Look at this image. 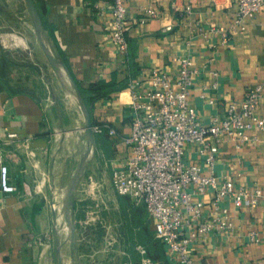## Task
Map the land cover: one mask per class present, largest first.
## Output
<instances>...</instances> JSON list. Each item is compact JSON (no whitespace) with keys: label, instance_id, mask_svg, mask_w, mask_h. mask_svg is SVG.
I'll return each mask as SVG.
<instances>
[{"label":"crops","instance_id":"0c3cea01","mask_svg":"<svg viewBox=\"0 0 264 264\" xmlns=\"http://www.w3.org/2000/svg\"><path fill=\"white\" fill-rule=\"evenodd\" d=\"M34 1L50 48L76 83L87 91L94 83L107 85L89 92L93 97L90 113L116 129L115 135L95 134L97 153L84 177L104 182V197L119 214L129 217L127 232L118 231L115 256L73 263L145 264L149 259L150 264H180L156 238L154 221L144 204L117 194L111 186L113 168L129 152L123 140L132 124L128 84L137 77L149 80L154 68L174 74L178 71L174 56L189 54L201 70L190 90V104L203 122L224 117L231 101H241L256 84L264 86V6L227 43H222L220 34H213L209 43L202 37L189 43V19L174 5L191 6L193 19L206 25H227L235 15L237 0H124L129 40L125 55L110 40L109 10L94 6L103 5L102 0ZM142 7L155 8L159 16L141 22ZM166 24L172 27L164 31ZM31 27L23 0L0 3V152L18 188V192L5 193L0 185V264H54L50 199L64 190L80 160L81 145L86 147L85 118L75 97L46 65V58L39 60L35 47L20 48L4 33L5 29H26L31 36ZM258 113L264 118V88ZM11 132L18 137L9 139ZM251 133L258 134V141L241 149L231 142L220 145L215 171L236 187L254 191L264 189V130ZM186 159L203 164L197 145L186 146ZM211 198L212 191H208L204 200L209 204ZM223 205L234 218L235 229L231 234L212 232L200 237L192 246L196 263L264 264V199L255 207L238 208L230 198ZM251 231L257 232V241L251 240Z\"/></svg>","mask_w":264,"mask_h":264},{"label":"built area","instance_id":"2783aa9c","mask_svg":"<svg viewBox=\"0 0 264 264\" xmlns=\"http://www.w3.org/2000/svg\"><path fill=\"white\" fill-rule=\"evenodd\" d=\"M102 2L103 5L95 3L94 6L107 9L111 14L110 40L127 55L125 2ZM263 6L264 0H237L235 15L227 25H206L193 19L191 6L174 5V9L189 19V43L194 37H202L209 43L213 34H220L222 43H227L235 32L246 29L247 20ZM141 14V22L159 16L152 7H142ZM171 27L166 24L163 29L167 31ZM15 43L18 46L21 42ZM173 61L178 65L174 74L154 68L149 80L139 77L130 80L128 106L132 124L130 134L123 138L129 152L126 159L113 168L110 182L117 194L144 204L154 221L156 238L167 246L171 257L177 258L180 264H197L192 246L200 237L212 232L231 234L235 229L234 218L223 205L226 198L238 208L255 207L264 199V189L238 188L232 180L219 178L215 171L223 142H231L241 149L258 141V134L251 132L264 130V118L258 113L264 86L256 84L241 101H231L224 117L214 116L209 122H203L189 100L194 78L201 70L189 54L176 55ZM93 130L95 134H116V129L107 123L93 125ZM8 137L17 138L18 133L11 132ZM187 145H197L203 164H193L186 159ZM0 185L5 193L18 192L1 152ZM103 185L104 182L94 179L84 191L93 188L100 192ZM208 191H212L209 204L204 200ZM249 236L252 241L258 240L256 231H251ZM139 250L145 252L142 246ZM144 263L150 264V260L145 259Z\"/></svg>","mask_w":264,"mask_h":264},{"label":"rangeland","instance_id":"374dc122","mask_svg":"<svg viewBox=\"0 0 264 264\" xmlns=\"http://www.w3.org/2000/svg\"><path fill=\"white\" fill-rule=\"evenodd\" d=\"M5 1L11 3L14 2V0H0V3L2 2L3 4ZM23 9L25 15L30 16L32 21L31 14L25 0H23ZM31 28H33V34H31V36L30 31L26 29L17 30L19 32L13 31L11 29H5L4 33H6L9 38V42H11L12 44H15L16 40L10 39V35L14 34L25 39L27 45H30L29 47L36 48L39 54V60L42 61L44 60V58H46V65L52 68L46 55L43 52L41 43L36 35L33 22ZM18 46L20 48H25L26 45H24L23 43H19ZM75 100L78 102L76 97ZM78 108L82 112L79 103ZM85 150L86 147H84V145H81V148L79 150L80 152H78L77 155L78 158L81 159V156L85 152ZM80 153L81 155H79ZM96 153V150H94L90 161L93 160ZM79 161H77V164L79 163ZM89 176L83 177L84 179H82L78 192L76 194L75 219L77 221V251L71 245L70 233L67 227V218L63 210L64 190L59 194H55L50 199L53 211V222H51L49 227V235L50 241L54 248V264H57V241H59V243L62 245L61 252L64 259V264H74L72 259H77L81 262L82 260L93 261L103 256H105V258L115 256L116 254H118L117 233L119 230L127 232L126 230L128 226L126 222L129 221V217L124 212L119 214V211L117 209H114L115 206L104 197V185L102 191L100 192H98V189L93 188L88 189L87 192L84 191V189L87 188L91 181L89 180ZM83 180L86 181H84L86 184L85 186L82 184ZM120 217H122V219H120ZM117 225L120 228H117Z\"/></svg>","mask_w":264,"mask_h":264},{"label":"water","instance_id":"95a60500","mask_svg":"<svg viewBox=\"0 0 264 264\" xmlns=\"http://www.w3.org/2000/svg\"><path fill=\"white\" fill-rule=\"evenodd\" d=\"M29 8L32 22L36 31V35L41 43L44 54L46 55L50 65L58 76L59 80L65 88H67L73 96L78 100L79 106L83 112L85 118V136H86V150L82 154L81 159L77 166L71 173L63 193V210L67 218V227L70 233V242L74 249L77 251V221L75 219V204L76 194L78 192L80 183L87 171L88 164L92 158V153L95 150V132L93 130V121L90 110L84 101V98L78 88V85L71 75L69 69L66 67L63 61H61L50 48L46 40V31L42 21V17L37 8L34 0H25ZM57 264H64L62 255V245L57 241ZM73 262H76L72 259Z\"/></svg>","mask_w":264,"mask_h":264},{"label":"trees","instance_id":"16d2710c","mask_svg":"<svg viewBox=\"0 0 264 264\" xmlns=\"http://www.w3.org/2000/svg\"><path fill=\"white\" fill-rule=\"evenodd\" d=\"M44 24V23H43ZM45 27V26H44ZM78 85V84H77ZM78 88L84 98V101L85 103L87 104L90 112L92 111L91 109V103H92V99L93 97L89 95V92L90 91H94V92H97V91H101V90H104L107 88V85L104 84V83H94L90 86V89L87 91V90H84L83 88H81L79 85H78ZM92 121H93V124L96 125V124H102L98 121H96L95 119L92 118Z\"/></svg>","mask_w":264,"mask_h":264},{"label":"bare ground","instance_id":"6f19581e","mask_svg":"<svg viewBox=\"0 0 264 264\" xmlns=\"http://www.w3.org/2000/svg\"><path fill=\"white\" fill-rule=\"evenodd\" d=\"M14 39L16 40V41H18V42H21V43H23L24 45H27V42H26V40L25 39H23V38H21V37H14ZM30 46V45H29ZM70 102V101H69ZM61 200V199H60ZM66 229H67V227H66ZM71 261V260H70ZM70 263V262H69Z\"/></svg>","mask_w":264,"mask_h":264}]
</instances>
